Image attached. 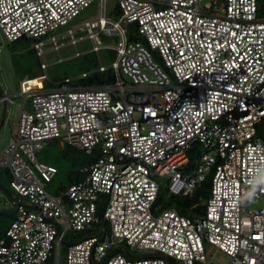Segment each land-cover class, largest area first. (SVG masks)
<instances>
[{"label": "built area", "instance_id": "obj_1", "mask_svg": "<svg viewBox=\"0 0 264 264\" xmlns=\"http://www.w3.org/2000/svg\"><path fill=\"white\" fill-rule=\"evenodd\" d=\"M93 1L0 0V33L9 43L36 40L42 71L18 83L17 129L1 151L18 207L0 235V264H209L204 245L227 264H264L259 2L117 0L112 19L97 0L96 19L62 30ZM84 40L114 56L78 79L109 69L114 80H50L43 54ZM49 141L91 158L59 194L46 189L57 170L36 161ZM208 177L200 213L157 202L162 186L165 198H191Z\"/></svg>", "mask_w": 264, "mask_h": 264}, {"label": "rangeland", "instance_id": "obj_2", "mask_svg": "<svg viewBox=\"0 0 264 264\" xmlns=\"http://www.w3.org/2000/svg\"><path fill=\"white\" fill-rule=\"evenodd\" d=\"M260 3V13L258 16H264V4L262 0ZM100 7L98 1H93L87 8L82 10L75 18L70 20L65 26L62 27L63 31L68 29H74L77 26L82 25L85 22L92 21L99 16ZM104 16L107 18L116 19L118 17L117 0L105 1ZM128 36L132 38H138L136 34L135 25L128 26ZM56 33L50 31L46 36L40 38L41 40L50 37ZM83 33H76L75 36H82ZM67 40V39H65ZM99 40L105 45H114L116 40L113 37H108L103 34L99 35ZM18 43H9L0 33V96H8L5 102H0V211L12 208V201L9 196L5 194L4 190H7L10 194H13L9 189L10 175L6 169L2 167V149L15 137L18 121V107L22 104L23 99L17 96L18 83L24 78H31L38 76L42 73L39 69V59L32 49L36 40H21ZM45 48H48L46 46ZM91 48V44L88 41H83L78 44L79 52H85ZM74 49L66 47L60 50V52H47L43 55L42 61L48 65L47 75L52 81H59L64 78L76 79L82 73H86L95 70L99 66L98 56L103 65H106L114 55L110 52L102 50L98 56L95 53L84 54L82 56L74 58ZM109 70V69H107ZM94 72L83 82L82 79H77L78 82L84 85L98 86L103 82L109 81L111 83L113 75L105 72ZM110 76L111 80H108ZM103 81V82H102ZM107 84V83H106ZM86 85V86H87ZM47 87H56L55 84H48ZM25 111H30V98L26 99ZM66 145L61 146L55 141L46 142L42 149L36 154V161L51 166L57 170V174L54 179L46 184V189L50 194H56V192L66 188L71 182L70 178L75 176L78 168L73 166L70 161H67L63 157L62 150ZM70 148V147H69ZM83 153V152H82ZM192 165V164H191ZM3 188V189H2ZM160 194L165 195L164 186L161 187ZM168 200V198H166ZM164 201H167V200ZM252 207L259 208L260 201H256L250 204ZM201 206V205H200ZM202 211V210H201ZM14 214H2L0 213V235L8 227L13 220ZM205 246L207 254L212 253L213 257L209 264H227L228 257L220 252H215L212 247ZM49 264H54V261H49Z\"/></svg>", "mask_w": 264, "mask_h": 264}, {"label": "trees", "instance_id": "obj_3", "mask_svg": "<svg viewBox=\"0 0 264 264\" xmlns=\"http://www.w3.org/2000/svg\"><path fill=\"white\" fill-rule=\"evenodd\" d=\"M257 1L259 2L260 0H257ZM259 5H260V3H259ZM117 8H118V6H117ZM260 9H261V7H260ZM130 39L131 38L129 37V40ZM133 39L135 40L136 38H132V40ZM18 42H22V41L17 40L13 43H18ZM111 55H113V53H111ZM38 67L40 69L39 64H38ZM105 72L111 73V75H112L111 70H105L104 74H107ZM34 77H36V76H34ZM31 78H33V77H31ZM108 78H110V76ZM108 80H111V78ZM106 83H109V81L103 82L100 85H104ZM62 154H63V157L65 159H67V161H70L73 166L78 168V170L75 173V176L70 178V182H71L70 184H72L73 182L77 181L81 177V175L79 174V170L82 167L88 165L91 162V158L89 156L85 155L84 153H82V152H80L74 148H69V147H64L62 150ZM210 183H211L210 178L209 177L206 178V180L200 185V187L198 188L196 193H194V195L191 198H180V197H171L170 196L167 200L165 198L164 194H160L157 202L162 205V209H168V208L174 209L180 215L191 217V216L195 215V213L202 212L201 210L203 207L200 206L199 203H200V201H202V199L207 197V194H208L209 188H210ZM64 189H66V188H63L60 191H63ZM60 191L56 192V194H59ZM165 199L167 201H164ZM194 204H198V205L195 208L191 209V207Z\"/></svg>", "mask_w": 264, "mask_h": 264}, {"label": "bare ground", "instance_id": "obj_4", "mask_svg": "<svg viewBox=\"0 0 264 264\" xmlns=\"http://www.w3.org/2000/svg\"><path fill=\"white\" fill-rule=\"evenodd\" d=\"M84 41H88V40H84ZM83 42V41H82ZM89 42V41H88ZM90 43V42H89ZM78 44H80V43H78ZM78 44H76V45H74V46H68V47H71L72 49H74V55H73V57L74 58H76V57H79V56H82V55H84V54H89V53H95L97 56H98V54H99V52L100 51H97V53L96 52H94L93 50H92V48H90L89 50H87V51H85V52H79V50H78ZM61 49H63V48H61ZM61 49H56V50H54V51H51V52H54V53H59L60 52V50ZM106 51H108V52H110V53H113V55H114V51L112 50V49H108V50H106ZM44 55V54H43ZM98 61H99V66H104L103 64H102V62H101V60H100V58H99V56H98ZM43 64H44V68H45V72L47 71V68H48V65L47 64H45L44 62H43ZM47 74V73H46ZM82 74H84V73H82ZM80 77V76H79ZM66 79H68V78H66ZM76 79H78V78H76Z\"/></svg>", "mask_w": 264, "mask_h": 264}, {"label": "water", "instance_id": "obj_5", "mask_svg": "<svg viewBox=\"0 0 264 264\" xmlns=\"http://www.w3.org/2000/svg\"><path fill=\"white\" fill-rule=\"evenodd\" d=\"M0 125H1V122H0ZM4 192H6L5 194H7L9 196L10 200L14 201V203H13L12 208L6 209V210H1L0 213H2V214H14L17 210L18 202L15 201V197L12 194H10L7 190H4Z\"/></svg>", "mask_w": 264, "mask_h": 264}, {"label": "clouds", "instance_id": "obj_6", "mask_svg": "<svg viewBox=\"0 0 264 264\" xmlns=\"http://www.w3.org/2000/svg\"><path fill=\"white\" fill-rule=\"evenodd\" d=\"M68 47V46H67ZM64 48H66V47H64Z\"/></svg>", "mask_w": 264, "mask_h": 264}, {"label": "crops", "instance_id": "obj_7", "mask_svg": "<svg viewBox=\"0 0 264 264\" xmlns=\"http://www.w3.org/2000/svg\"><path fill=\"white\" fill-rule=\"evenodd\" d=\"M13 218H14V217H13ZM13 218H12V219H13Z\"/></svg>", "mask_w": 264, "mask_h": 264}]
</instances>
